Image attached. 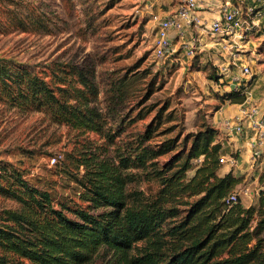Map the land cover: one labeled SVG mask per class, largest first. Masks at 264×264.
<instances>
[{
  "label": "trees",
  "instance_id": "1",
  "mask_svg": "<svg viewBox=\"0 0 264 264\" xmlns=\"http://www.w3.org/2000/svg\"><path fill=\"white\" fill-rule=\"evenodd\" d=\"M13 22L24 32L48 29L36 12ZM137 81L135 74L115 81L102 110L95 105L100 89L94 70L57 64L46 73L0 57L1 104L23 114L43 113L56 125L97 134L114 147L81 154L80 199L87 208L56 202L13 164L0 163V197L14 203L0 208V264H94L97 258L104 264H264V191L258 206L247 207L241 198L227 202L242 180L232 172L219 174L226 150L217 130H200L189 149L160 166L158 160L177 148L173 139L152 144L161 109L144 132L115 144L127 124L155 110L142 108L155 92L149 86L135 104L137 116L130 115ZM225 99L244 104L246 94ZM117 117L115 131L109 123ZM139 176L156 181L159 192L147 195L136 186Z\"/></svg>",
  "mask_w": 264,
  "mask_h": 264
},
{
  "label": "rangeland",
  "instance_id": "2",
  "mask_svg": "<svg viewBox=\"0 0 264 264\" xmlns=\"http://www.w3.org/2000/svg\"><path fill=\"white\" fill-rule=\"evenodd\" d=\"M159 6L173 10L176 1L0 0V57L14 59L46 73L57 64L94 70L95 82L100 89L95 105L102 110L108 104L113 83L135 74L138 81L133 84L130 115L137 116L140 109L135 104L149 86L155 92L142 108L145 110L148 106L155 110L144 120L127 124L125 133L115 144L128 142L131 133L144 132L148 124L156 121L155 116L162 109V124L152 144L173 139L177 145L174 152L158 160L162 166L173 154L189 149L193 136L206 127L217 130L219 140L220 112L230 105L225 98L233 92L230 89L232 79L221 80L219 76L215 63L222 62V57L217 52L216 57L208 51L188 57L175 46L174 52L165 60L155 58L154 40L162 18L156 14ZM32 12L46 19L47 30L24 32L17 28L13 21ZM238 44L242 50L241 58L249 61L253 71L252 77L243 80L246 83L255 81V85L259 79L264 82V30L249 33ZM252 85L246 87V98L248 94L251 96ZM139 90L143 91L139 93ZM119 121L120 117L110 120L115 131ZM108 147V141L97 134H82L52 123L43 113L23 114L0 103V163L13 164L31 185L50 192L56 202L89 206L80 199L84 169L79 166V160L88 148L105 153ZM112 148L108 149L112 151ZM200 163H193L189 177ZM137 179L136 186L147 195L159 192L156 181L141 176ZM248 191V196H242L244 205L258 206L261 194L251 195V189ZM12 205L14 203L0 197V208ZM104 263V258L94 262Z\"/></svg>",
  "mask_w": 264,
  "mask_h": 264
},
{
  "label": "built area",
  "instance_id": "3",
  "mask_svg": "<svg viewBox=\"0 0 264 264\" xmlns=\"http://www.w3.org/2000/svg\"><path fill=\"white\" fill-rule=\"evenodd\" d=\"M206 5L200 0H181L176 12L166 18H161L158 22L156 36L154 40V56L158 60H165L174 52L172 42V32L175 36L185 39L186 30L194 27L206 29L212 38H217V42L222 50V62L218 61L215 65L218 67L221 80L225 77L232 79L231 92L243 91L248 83L243 80L244 77H252L253 71L249 61L246 62L241 58L242 50L239 48L238 41L247 38L249 33H257L264 30V0H221L217 6L218 17L212 21L209 26L200 16V11L205 9ZM158 16L155 17V20ZM186 55L188 57L196 56L201 45L192 41L184 43ZM235 70L239 72L235 74ZM248 89L244 90L246 94ZM240 116L227 119L223 122L226 130H231L241 134L244 129V122L247 120L250 126L260 136L251 143L253 150L252 160L255 162L261 158L264 153V127L263 122L258 118V105L251 100L248 94ZM56 159H54L55 161ZM201 162V159L198 160ZM222 165L230 168L238 166V158L235 154L223 155L220 158ZM249 191L246 189L235 190L227 199V202H238L242 196H248Z\"/></svg>",
  "mask_w": 264,
  "mask_h": 264
},
{
  "label": "crops",
  "instance_id": "4",
  "mask_svg": "<svg viewBox=\"0 0 264 264\" xmlns=\"http://www.w3.org/2000/svg\"><path fill=\"white\" fill-rule=\"evenodd\" d=\"M164 1V0H163ZM170 1V0H167ZM173 3L176 1V7L172 9H162L160 6L156 10V14L161 16L162 18H166L172 14H174L181 2V0H171ZM206 5L205 9L200 11V16L205 22V26H209L213 20H215L217 15V6L221 0H200ZM163 3H166L163 2ZM173 47L178 46V48L182 49V52L186 54V48L184 43H191L194 41L197 45L199 43L201 47H199V51L196 53L208 51L213 57L215 53L219 50H222V47L218 45L217 42L220 40L217 38H212L206 29L202 28H191L186 30L185 39H181L175 36V32L171 33ZM182 53V54H183ZM216 57V55H215ZM244 60V59H243ZM247 61L246 59L244 60ZM236 72L235 74H237ZM259 79V78H258ZM262 80H257L258 84L255 81H248V84L252 83V92H251V100L254 101L258 105V118L262 120L264 127V82ZM263 86V87H262ZM261 94V95H260ZM248 105L244 104H236L229 105L223 108V112L221 113V123L219 125V130L221 134L219 136V142H221L224 150H226V155L235 154L238 158V166L236 168H230L227 165L222 166L219 174L221 176L232 172L234 176L241 178L242 182L237 187L238 190L246 189L250 190L251 195H260V192L264 191V153L261 158L257 159L255 162L252 160L253 150L251 148V143L257 140L260 136H258L257 132L250 126L249 122L246 120L244 122V129L241 134H237L232 132L231 130H226L223 127V122L227 119H232L237 116H240L242 113V109L247 107ZM218 114H216V119H218ZM225 114V115H224ZM224 119V120H223ZM249 195V196H251Z\"/></svg>",
  "mask_w": 264,
  "mask_h": 264
}]
</instances>
